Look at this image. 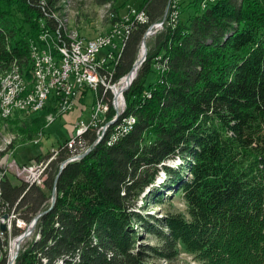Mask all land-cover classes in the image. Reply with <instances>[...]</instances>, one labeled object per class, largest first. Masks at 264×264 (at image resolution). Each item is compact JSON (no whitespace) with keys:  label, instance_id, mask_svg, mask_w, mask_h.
Returning <instances> with one entry per match:
<instances>
[{"label":"trees","instance_id":"16d2710c","mask_svg":"<svg viewBox=\"0 0 264 264\" xmlns=\"http://www.w3.org/2000/svg\"><path fill=\"white\" fill-rule=\"evenodd\" d=\"M40 1L0 0V77L18 64L32 79ZM46 1L51 15L59 0ZM167 4L151 0L152 20ZM182 11L178 25L155 38L125 92L124 115L136 117L132 130L113 145L106 138L59 176L68 151L51 165L46 187L58 176L55 204L38 219L15 264H157L152 260L175 259L180 243L200 264H264V0H187ZM145 28L132 32L116 78L132 70ZM157 56L164 70L154 69ZM11 122L28 124L22 117ZM172 156L183 161L177 169L162 165ZM160 164L173 181L166 191L180 190L189 218L169 214L145 224L159 239L150 246L138 243L132 219L141 223L145 216L131 206ZM3 190L27 222L50 207L45 189L11 176ZM155 190L158 207L165 194Z\"/></svg>","mask_w":264,"mask_h":264},{"label":"built area","instance_id":"2783aa9c","mask_svg":"<svg viewBox=\"0 0 264 264\" xmlns=\"http://www.w3.org/2000/svg\"><path fill=\"white\" fill-rule=\"evenodd\" d=\"M50 1L52 2V0ZM150 2L151 0H134V7L129 10L126 17H119V12H116L114 18L122 20V27L117 28L108 37L97 38L96 40H89V37L82 38V43H74L71 41V34H63L53 17L47 13L48 2L46 0L40 1L44 13V16L41 17L42 28L40 34L47 35L48 39V32L57 33L60 46L66 47V56H58L57 53H52L50 49H44L43 42H36L39 43V51L46 52V63H41V70H44V78L41 84L43 98L33 100L32 94L31 99L22 102V110H13L14 101H20V89H22L16 71L15 80L12 84H8V92L1 97L0 118L7 119L13 111L30 115L32 109L39 107V102H46L45 89H52L56 92V103L46 102V106L61 105L66 99H73V110L77 105L87 104L88 94H92L91 105H87L89 108L87 118L80 119L74 125L69 137L58 147L52 148L47 155L32 162L23 163L17 159V152L14 150L12 159L5 160V164L0 165V261H4L5 264L16 263L23 244L27 238L32 236V232L23 238L20 245H18V239L31 227L36 216L27 224V221L21 216V211L16 208L18 202L11 206L10 202L5 199L4 180L11 176L15 181H24L31 186L35 185L44 189L48 173L52 169L51 165L63 150H67L68 157H70L85 153L88 147H94V140L107 127L109 119L123 105L127 104L125 92L132 82L123 88V80L129 73L119 78H116V75L118 65L132 32L141 25L146 26L138 50L139 55L143 46H146L144 63L148 52L151 50L148 41L156 38L169 27L178 25L183 14L182 6L187 0H168L164 13L156 20H152L149 13ZM75 33L79 32L75 30ZM68 56H75L78 71H69ZM137 60L138 56L134 64L138 62ZM159 61V56H157L154 69L158 68ZM119 90L121 93H118ZM113 109H115V113ZM135 118L129 119L127 124L123 125V128L118 131L116 137L122 139V133ZM89 134L94 135L93 140ZM43 135L44 133H41L39 140L42 141ZM41 141H37L36 144L41 143ZM51 190L53 198V188Z\"/></svg>","mask_w":264,"mask_h":264},{"label":"rangeland","instance_id":"374dc122","mask_svg":"<svg viewBox=\"0 0 264 264\" xmlns=\"http://www.w3.org/2000/svg\"><path fill=\"white\" fill-rule=\"evenodd\" d=\"M209 1L214 2L215 0ZM107 3H110L112 7H107L108 4L106 6L105 4H100L97 0H59L61 9L60 13L57 15L59 18L63 16V20L66 21L67 28L69 30H77L79 32V36L83 38L89 37V39H93L112 30V22H114V20H112L111 18V12H119L120 17H125L128 16L130 6L134 7V0H107ZM154 43L155 38H152L148 41V45L150 47L153 46ZM156 70H158V68ZM150 78H152V76ZM91 97L92 94H88L87 100ZM90 101L91 100H88L87 104L84 102L86 105H77L76 108L68 112L60 111L55 107H49L50 109H43L42 111H46V114H44V117H41V119L38 121V127H36L37 130L35 127L31 126L34 121L33 118L36 115L35 112H33L34 114L30 113V115H17L14 118H9L10 120L8 121H5V118H0L1 165L5 164V160L12 159L14 150H16L17 152V159L24 163L32 162L36 159L34 156L38 154H47L53 147H58L60 143L67 139L72 133L74 125L80 119L87 118L89 109L87 105L91 104ZM82 108L83 111L81 110ZM113 112L115 113V109H113ZM40 114L43 115V113ZM18 117L26 119L28 121V124L24 125L18 122H11ZM124 117L127 116L124 115ZM115 118L111 120L113 121L115 120ZM120 121H122V118L120 119ZM47 124L51 125L48 127L46 138H44L42 143L36 144L37 141H41L39 140V137L41 135V129L39 128L42 126L45 127V125L47 127ZM27 125L30 129H33L30 130L32 132H27L29 130V128H26ZM182 162L183 161L181 157L172 156L168 160L164 161L162 165H167L169 167H172L173 169H177V167H179ZM159 167V171H156L154 168H151L149 170L151 177L154 178L153 183L147 187L141 188L137 192V197L132 200L133 207L131 206V208L133 209V213L137 212L145 216V221L141 223L136 221L135 219H132L134 230L137 231L140 235L138 236V243L150 246H157L159 244V239L155 234L149 233V231L144 228L145 224H149L152 222L156 223V220L163 219L166 215L169 214L174 215L177 213H182L188 215V205L185 202V199L183 198L180 190L166 191L165 187L168 184L172 187L173 181L169 179L168 172L161 168V164L158 165V168ZM155 188L159 189L160 191L162 190V192L165 194L162 203H159L160 205L158 207H155V204L157 202L155 201ZM44 189L48 194V200L46 204L51 206L52 202L50 203V201L52 198V190L48 189L47 187H44ZM156 191L157 190H155V192ZM29 223L30 222H27V224ZM156 225L157 224H154V226ZM34 232L35 229L32 231V234H34ZM152 261L157 264H200V262H202L199 257H197L196 252L187 250L182 243L178 245V255L172 261H165L163 259H153Z\"/></svg>","mask_w":264,"mask_h":264},{"label":"bare ground","instance_id":"6f19581e","mask_svg":"<svg viewBox=\"0 0 264 264\" xmlns=\"http://www.w3.org/2000/svg\"><path fill=\"white\" fill-rule=\"evenodd\" d=\"M104 4L105 6L108 4L107 7L109 8L111 6V4L107 2H105ZM132 7L130 6V9H132ZM204 7H205V4H204ZM55 8H56V11L52 12L51 15L53 16L54 21H56L57 24L59 25L63 34H71V41H73L74 43H82L83 37L79 36L78 33H75L74 30H69L67 28V24H66V21L63 20V16L60 15L61 18L58 17L57 14L60 13V9H61L59 3L56 5ZM115 13L116 12L114 11L110 13L112 16L111 17L112 20H114V22H112V30H110V32H107L104 35L102 34L96 38L89 39V40H96L97 38L108 37L111 33L116 31L117 28L122 27V20L119 18H114ZM36 42H43L44 49H50L52 53H57L58 56H66V47L60 46V41L58 40L57 33L48 32V39H47V35L41 34L37 41L31 42V60H32L31 63H33L32 79L30 77L31 74L30 75L28 74L27 76V77H30V80L29 78L27 79L25 77L24 73L22 72L21 67L18 64H14L10 66V68L6 70L5 73L0 77V105H1V97H3L8 92V84H12V82L15 80L16 71L19 77V85H22V89H20V101H14L13 110H22V102H27V100L31 99L32 94H33V100H41L43 98V90L41 88V84L44 78V70H41V63H46V52L39 51V43H36ZM145 53H146V46H143V48L141 49L139 53L137 64L132 68L130 73L123 80L124 81L123 88L129 85L134 79L135 75L138 74L137 72L140 68L141 61L143 60ZM161 58L162 56H159V59ZM165 68H166V65L164 63L159 64L158 66V70L159 69L164 70ZM68 69L69 71H78V64L75 61V56H68ZM118 93H121L120 90L118 91ZM45 101L49 103H56L55 90L45 89ZM46 102H39V107L32 109L31 113L34 114L33 112L36 113L48 107H55L56 109L60 111H64V112H68L72 110L73 108V99H66L65 101H63L61 105L52 104V105L46 106ZM125 109H126V105H123L122 108L117 112L118 114L116 113L113 117L109 119V122L107 123V127H105L102 131V134L99 135L96 140H94V147H88L85 153L83 154L76 155V156H70L66 161L62 163V166L64 164H67L72 161L83 158L85 155L90 153L99 143H101L106 138H107V143L109 145H113L120 138V137H116V135L118 134V131H120L123 128V125L127 124L129 119L135 118L133 116L122 117L124 115ZM16 112H19V111H13L12 115H9L7 119L13 117ZM121 117H122V121H120ZM114 118L115 120L112 121L111 119H114ZM134 124H135V119L127 125V128L122 133V136L129 133L132 130ZM0 165H1V161H0ZM22 240L23 239H21V241Z\"/></svg>","mask_w":264,"mask_h":264},{"label":"water","instance_id":"95a60500","mask_svg":"<svg viewBox=\"0 0 264 264\" xmlns=\"http://www.w3.org/2000/svg\"><path fill=\"white\" fill-rule=\"evenodd\" d=\"M145 57H146V56H144V58H143V60L141 61V63H143ZM136 64H137V62L134 64V66H135ZM134 66H133V67H134ZM129 73H130V72H129ZM136 76H137V75H135L134 79L136 78ZM134 79H133V80H134ZM133 80H132V82H133ZM67 164H68V163H67ZM67 164H64V165L60 168V171H59L58 176L60 175L61 171L65 168V166H66ZM58 176H57V178H58ZM57 178H56L55 183H54V186H53V198H52L51 206H50L46 211L40 213L39 215H37V216L35 217V219H34L32 225H31V227H30L25 233H23V234L19 237V239H18V245H20V243H21V239H23L24 237L28 236V235H29V234L35 229V226H36V223H37L38 219H39L43 214H45V213H47L48 211H50V210L52 209V207L54 206L55 201H56V196H57V187H56ZM21 237H22V238H21Z\"/></svg>","mask_w":264,"mask_h":264},{"label":"crops","instance_id":"0c3cea01","mask_svg":"<svg viewBox=\"0 0 264 264\" xmlns=\"http://www.w3.org/2000/svg\"><path fill=\"white\" fill-rule=\"evenodd\" d=\"M138 50H139V45H138ZM154 76L152 75V78H153ZM152 78H150V80H152ZM88 100H91V98H89ZM88 100H87V102H88ZM91 102V101H90ZM91 104H89V106H90ZM75 108H76V106H75ZM82 111H83V108L81 109ZM40 113H43V115L42 114H40ZM36 115L34 116L35 118L36 117H44V114H46V111H41V112H38V113H35ZM32 115V114H31ZM51 124H49V125H47V127H46V125H45V127H46V129H45V127L42 129V131L44 132V135H43V139H42V141L44 140V138H46V136H47V130H48V127L50 126ZM66 140V139H65ZM64 140V141H65ZM42 141H41V143H42ZM63 141V142H64ZM62 143V142H61ZM60 143V144H61ZM40 144V143H39ZM54 148V147H53ZM50 152V151H49ZM48 152V153H49ZM47 153V154H48ZM47 154H38V155H36V156H34L36 159L37 158H41V157H43V156H45V155H47Z\"/></svg>","mask_w":264,"mask_h":264}]
</instances>
